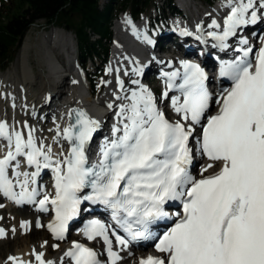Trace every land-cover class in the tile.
Listing matches in <instances>:
<instances>
[{"label": "snow or ice", "instance_id": "snow-or-ice-1", "mask_svg": "<svg viewBox=\"0 0 264 264\" xmlns=\"http://www.w3.org/2000/svg\"><path fill=\"white\" fill-rule=\"evenodd\" d=\"M254 6L255 0H227L230 11L222 33L209 35L220 41L221 47H227L223 42L240 26L256 21ZM260 7L264 8V0ZM209 26L220 28L216 21ZM241 44H247V40H241ZM242 51L247 56L251 49ZM182 67L183 103L174 98L173 107L181 120L191 124L170 123L157 110L152 93L141 86L126 97L130 103L120 106L112 139L106 138L100 146L95 163H89L87 151L100 125L84 112H76L75 122L63 129L70 143L63 160H53L51 146L46 151L43 143L37 146L34 129H29L25 138L0 122V138L6 139L9 146L0 158V193L17 203L32 201L38 195L35 188L29 190L27 172L22 173L23 181H17L20 191L13 190L8 169L23 156L36 167L32 183L41 168H53L55 172V197L45 195L39 205L41 209L48 203L54 206L55 221L48 227L56 239L64 238L67 221L78 212V193L91 188L83 199L110 208L113 219L131 240L158 239L155 250L162 255H148L139 264H264V47L257 54L254 68L244 59L223 66L221 74L230 76L233 86L217 101L219 111L207 118L197 141L198 151L210 161L220 162L221 167L200 179L188 172L192 159L188 143L193 125L200 124L209 108L210 97L200 66L182 62ZM177 75L173 72L169 79ZM212 167L207 165L202 173ZM13 175L19 177L21 173L14 168ZM176 200L182 202L183 215L162 236L154 237L149 225L168 216L164 206ZM21 227L26 224L22 222ZM3 235L0 229V237ZM85 235L89 240L102 238L111 264H116L120 257L112 251L103 224L92 221ZM113 235L117 244L127 247L128 240ZM33 255L38 264H52L43 259L42 252L34 250ZM64 255L71 258L72 264H100L98 254L80 243L74 242ZM8 259L12 264H25L18 257Z\"/></svg>", "mask_w": 264, "mask_h": 264}, {"label": "bare ground", "instance_id": "bare-ground-1", "mask_svg": "<svg viewBox=\"0 0 264 264\" xmlns=\"http://www.w3.org/2000/svg\"><path fill=\"white\" fill-rule=\"evenodd\" d=\"M183 1L187 4V0ZM226 2L227 0H219L210 10L206 11H211L215 14L218 13L217 15L223 19L230 11V8L226 7ZM260 2L261 0H255L254 9L258 8L257 10L260 9L264 12V8H261L260 4L258 6ZM195 12H197L196 8ZM201 17L200 15L199 19ZM130 19L131 16L129 14L121 13L114 21V37L111 46L110 62V66L112 67L121 68L122 65H125L123 68L129 67L131 70H135L138 67V62H140L145 45L147 42L148 44L150 43L145 36L143 26L145 22H135L134 20L132 22ZM50 27H52L51 30H46ZM50 27L38 26L37 30L40 29L39 32L45 35H38L35 41L29 44V49L32 50L31 53L36 58V62L32 64L28 63L27 54L25 55L27 44H23L19 54H16L15 66L19 80L14 76L12 81L8 79V82L1 84V87H4L3 98L5 97L7 102L11 101V103H15L17 98L22 100L20 101L21 110L16 112V116L20 119L22 129L16 126L14 129L20 131L25 138L27 137L29 129H34L33 134L37 146L43 143L45 145V151L48 146H51L53 160H63L69 148L68 140L63 136V129L69 126V114L73 108H78L85 112L88 117L96 120L100 127L104 125H107V127L115 125L119 119L116 113L119 111L121 105L130 103L126 97L131 96V93L135 89L133 91L132 89L124 90L121 84L118 83V81L122 82L123 80V69H121L118 74L111 76L106 83H99L98 87L107 84V89L103 95H97L98 97L93 95L92 91H94L95 86L90 85L87 88L83 75L75 78L67 61H65L63 68L60 67L59 55H62L64 52L69 53L71 48L72 38L70 31L55 25H50ZM162 28L163 25L156 30L154 45H156L155 42L159 43L160 40H164L167 36L162 31ZM191 44L195 45L198 49L199 46L196 42H191ZM164 55L167 58L161 64H166L171 59L177 63L180 58L173 57L171 51L166 52ZM34 66L38 69L37 73L34 72ZM15 83L17 85V91H20V94L17 92L18 95H14L11 91ZM36 87L38 88L35 90L34 88ZM5 88L7 89L5 90ZM108 94H110L109 97ZM115 94L118 95L119 99L114 98ZM51 101H53L52 105ZM110 104L112 105L111 108H109ZM42 109H45V111L42 112ZM114 116L116 117L114 118ZM109 118L110 120H108ZM0 122H2L1 119ZM25 124L28 126L27 128L24 127ZM14 129L10 128L9 130ZM62 153L63 155H61ZM18 210L23 211H20V214L15 216L14 222L16 224L21 222V218L26 217L27 213L24 210L28 209ZM0 211L5 214L7 209L0 205ZM29 213L31 216L27 217L24 231L18 233L16 236H12L6 234L7 232L5 230L4 235L0 237V258L3 249H10L12 251L11 257H18L25 264H38L33 255V251L35 250L37 253L42 252L44 254L43 259L45 261H52V264L67 263L68 259L64 255V249L67 243H59L58 249L54 251L50 248L53 241L47 234L44 223L42 222V219L47 220L46 215L33 212ZM37 224H39V227H37ZM2 228L0 223V229ZM76 239L80 240L81 238L77 236ZM127 251L123 247L119 248L118 254L122 258L116 264H136L134 262L135 252L132 251L131 254H128ZM0 264H12V262L9 259L6 261L0 260Z\"/></svg>", "mask_w": 264, "mask_h": 264}, {"label": "trees", "instance_id": "trees-1", "mask_svg": "<svg viewBox=\"0 0 264 264\" xmlns=\"http://www.w3.org/2000/svg\"><path fill=\"white\" fill-rule=\"evenodd\" d=\"M211 4L213 0H204ZM151 0H1L0 71L13 61L28 29L40 22L72 31L81 63L90 61L97 68L106 61L112 43V23L120 12L134 18L144 13ZM169 7L177 10L169 4ZM95 35V38L92 37ZM100 69V68H99ZM94 77L89 78L95 84Z\"/></svg>", "mask_w": 264, "mask_h": 264}, {"label": "rangeland", "instance_id": "rangeland-1", "mask_svg": "<svg viewBox=\"0 0 264 264\" xmlns=\"http://www.w3.org/2000/svg\"><path fill=\"white\" fill-rule=\"evenodd\" d=\"M217 1L219 2V0H215L213 2V6L216 4ZM104 2H106V0H99V3L100 4H103ZM189 2H190V4H189V12L191 13L190 14L191 16H193V15L196 14L195 8L198 10V9H200L202 7L203 10H202L201 13L208 12L206 10H210L211 9V8L209 9L206 6V4L204 3V0H194L193 2L190 0ZM0 6H1V4H0ZM168 7H169L168 6V0H151V2L149 3L148 7L145 9L144 13L142 14L143 16L142 17L139 16L138 18L139 19H149L152 22H154L155 24H157L156 23L157 18H161L163 16H166V14H169L170 9ZM263 17H264V15H262V18ZM114 21H113L112 26H111L113 37H114V32H113V24H114ZM38 26L50 27V26L45 25L43 22H40L38 24H35V25L31 26L29 29H31V28L32 29L24 36V38H23V40L21 42V45H20V48H21L23 44H27V49H26L27 51H25V55L27 54V58H28V63L29 64H32V63L36 62V58L31 53L32 50L29 49L30 42L35 41V39L37 38L38 35H40V36L45 35L44 33L39 32L40 29L37 30L38 29ZM51 28L52 27H50L49 29H46V30H51ZM153 29L155 30L156 27L153 26ZM65 30H63V31H65ZM70 33H71V38L73 39V42H75V45H76L75 36H74V34H73L72 31H70ZM92 37L95 38V35H92ZM20 48H19V50L17 52V55L20 52ZM109 52H111V47L109 49ZM69 53L64 52L62 55H59V57H58L59 59L58 60L59 61L61 60V62L63 63V65L65 64V61H67L66 56ZM76 53H77V50H76ZM17 55L15 57V60H13V61H11L9 63V65L7 67L8 69L6 68L7 70L5 69L3 71H0V119H1V121L3 123H6L8 125L9 129L10 128L11 129L12 128L14 129L15 126L17 128L19 127L20 129H22V125H21V123L19 121L20 119H19V117L16 116V112H18V111L21 110L20 101H22V100L21 99L19 100V98H17L16 101H15V103H11V101L7 102L6 98L5 97L3 98L4 87H1V84H5L6 82H8V79L10 81H12L13 78H14V76L16 77L17 80H19L18 79V76L16 74L17 71H16V66H15ZM73 55H71V57ZM94 62L97 63L98 66H99L100 63H99V61L97 59H94ZM91 64L88 63L87 66H88L89 70L93 72L95 69H94L93 65H91ZM69 65H70V63H69ZM44 67H45V65H44ZM105 67H106L105 65L102 66V68L100 69L101 72H100L99 75L96 74V73L94 74V73L91 72L95 76L98 75V77L96 78V81H95L96 83L93 85V86H95L96 95H98V96L103 95V93L107 89V84H104V85H102L101 91L98 92L97 91L98 90L97 88L99 86V83H102V82L106 83V81L110 78V76L108 74H106L105 71H104L105 70ZM37 71H38V69H36V67L34 66V72L37 73ZM1 72H3V73H1ZM148 80L150 81L149 83H150L151 87L153 88V90L156 93L159 92L160 91L159 90V82L157 81V79L153 75H150L148 77ZM12 86H13V84H12ZM37 88L38 87H36L34 89L36 90ZM6 89L7 88H5V90ZM9 91H10V88H9ZM11 91H12V93H14V95H16V94L18 95V93L20 94V91H17V85H16V83L11 88ZM24 96H25V94H24ZM109 96H110V94H108V97ZM52 104H53V101H51V105ZM41 111L43 112V111H45V109H42ZM1 205H2V207L4 206L7 209V211L5 212V214L0 211V223H1V226L4 228V229L3 228L2 229L4 231L6 230V232H7L6 234H10L12 236H16L18 233H21L22 232L21 224H22V222L24 224L27 223V219H28L27 217H30L31 216L29 212L32 213V211H30V210H24L27 213L26 217L23 218V219L21 218V222H19L18 224H16L14 222V218H15V216H17V215L20 214V211H23V210H20L19 211L16 208H10L9 209L7 205H5V204H1ZM4 217H6V218H4ZM23 229H24V227H23ZM50 248L52 249V251L55 250V249L52 248V244H51ZM11 255H12V251L10 249H3L0 260L6 261V260H8V258ZM64 264H66V263H64Z\"/></svg>", "mask_w": 264, "mask_h": 264}]
</instances>
